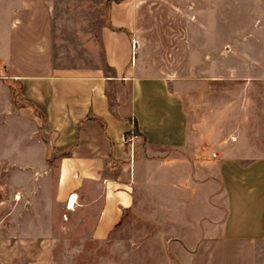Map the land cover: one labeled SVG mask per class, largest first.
<instances>
[{
	"label": "crops",
	"instance_id": "obj_1",
	"mask_svg": "<svg viewBox=\"0 0 264 264\" xmlns=\"http://www.w3.org/2000/svg\"><path fill=\"white\" fill-rule=\"evenodd\" d=\"M76 1L87 7L0 0V85L11 88L9 103L44 136L40 163L57 166L55 200L69 214L91 213L97 203L89 237L103 240L148 183L171 205L173 191L184 185L178 182L188 177L191 187L201 188L204 179L194 184L186 156L194 149L186 80L140 72L132 39L136 0ZM133 124L142 141L130 152L122 135ZM26 147L25 162L32 164V147ZM216 161L212 204L200 194L201 202L182 206L205 212L194 219L201 234L185 249V263L256 264L264 242V155L222 154Z\"/></svg>",
	"mask_w": 264,
	"mask_h": 264
},
{
	"label": "rangeland",
	"instance_id": "obj_2",
	"mask_svg": "<svg viewBox=\"0 0 264 264\" xmlns=\"http://www.w3.org/2000/svg\"><path fill=\"white\" fill-rule=\"evenodd\" d=\"M75 3L68 0L70 11L87 7ZM132 39L142 75L186 80L194 120V149L186 156L194 184L204 183L178 182L184 185L173 191L171 205L146 183L109 236L90 239L97 203L91 213L69 214L55 200L57 166L40 163L44 136L9 103L11 88L3 83L0 264H186L184 251L201 234L194 219L205 212H187L184 203L201 202L203 194L212 204L216 157L264 155V0H136ZM244 75L254 79H238ZM26 145L32 164L25 162ZM256 264H264V242Z\"/></svg>",
	"mask_w": 264,
	"mask_h": 264
},
{
	"label": "built area",
	"instance_id": "obj_3",
	"mask_svg": "<svg viewBox=\"0 0 264 264\" xmlns=\"http://www.w3.org/2000/svg\"><path fill=\"white\" fill-rule=\"evenodd\" d=\"M137 138H138L137 135L132 133L130 130L128 135H124V134L122 135L123 142L128 147L130 152L133 150V143L134 141L137 140Z\"/></svg>",
	"mask_w": 264,
	"mask_h": 264
},
{
	"label": "trees",
	"instance_id": "obj_4",
	"mask_svg": "<svg viewBox=\"0 0 264 264\" xmlns=\"http://www.w3.org/2000/svg\"><path fill=\"white\" fill-rule=\"evenodd\" d=\"M130 131H131L132 133H134L135 135H137L138 138L140 137L139 140H136V141H134V143H133V152H135V149H136L137 144L140 143V142L142 141V136H140V134L137 132L136 127H135L134 124L132 125V128H131ZM128 134H129V131L124 133V135H128ZM138 138H137V139H138Z\"/></svg>",
	"mask_w": 264,
	"mask_h": 264
},
{
	"label": "bare ground",
	"instance_id": "obj_5",
	"mask_svg": "<svg viewBox=\"0 0 264 264\" xmlns=\"http://www.w3.org/2000/svg\"><path fill=\"white\" fill-rule=\"evenodd\" d=\"M71 198H72V196H71ZM71 198H70V200H71ZM73 203H74V199H72L71 201H70V203L69 204H71V206L73 205ZM69 206V205H68Z\"/></svg>",
	"mask_w": 264,
	"mask_h": 264
}]
</instances>
